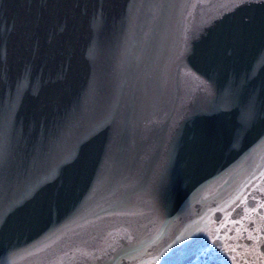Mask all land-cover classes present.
I'll return each mask as SVG.
<instances>
[{"label":"water","instance_id":"1","mask_svg":"<svg viewBox=\"0 0 264 264\" xmlns=\"http://www.w3.org/2000/svg\"><path fill=\"white\" fill-rule=\"evenodd\" d=\"M0 264H264V0H0Z\"/></svg>","mask_w":264,"mask_h":264}]
</instances>
